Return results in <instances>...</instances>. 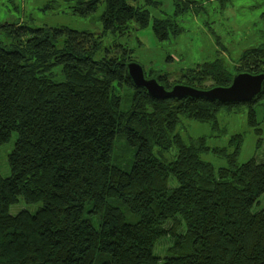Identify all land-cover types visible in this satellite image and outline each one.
Returning a JSON list of instances; mask_svg holds the SVG:
<instances>
[{
  "label": "trees",
  "instance_id": "16d2710c",
  "mask_svg": "<svg viewBox=\"0 0 264 264\" xmlns=\"http://www.w3.org/2000/svg\"><path fill=\"white\" fill-rule=\"evenodd\" d=\"M176 1L183 12L188 0ZM158 2L75 0L73 13L83 18L105 4L99 36L0 25L12 41H0V146L18 135L11 175L0 174V264H264V207L252 212L264 195V162L237 163L242 135L226 155L206 137L178 133L185 121L215 125L221 110L244 107L256 126L264 84L248 104L155 100L128 74L134 52L103 47V37H125L133 23L151 24L160 41L177 34L170 19L150 21ZM239 73L264 74V44L232 68L205 62L173 85L228 87ZM145 76L170 87L168 74ZM116 141H124L118 151ZM210 153L228 165L215 168L203 159ZM20 197L42 205L13 216Z\"/></svg>",
  "mask_w": 264,
  "mask_h": 264
},
{
  "label": "rangeland",
  "instance_id": "374dc122",
  "mask_svg": "<svg viewBox=\"0 0 264 264\" xmlns=\"http://www.w3.org/2000/svg\"><path fill=\"white\" fill-rule=\"evenodd\" d=\"M158 3L156 8L150 9V21L170 19L180 27L177 34H170L167 40L160 41L151 24L145 29H138V25L133 23L134 30L127 36L114 38L106 35L102 44L105 48L114 44L128 46L134 52L136 63L147 74L150 71L168 74L170 87L183 72L197 65L221 59L228 68H232L244 52L264 44V0H188L184 3L187 5L184 11L179 13L180 4L176 0H159ZM74 6L75 0H0V25L16 23L26 24L32 29L69 28L102 35L101 16L105 4H101L97 12L86 18L75 15L72 10ZM0 41L11 47L12 41L1 29ZM101 52L105 53L103 48ZM255 111L258 121L256 126L249 124L248 107H244L232 112L221 110L215 125H190L185 121L178 133L186 139L206 137L211 149L224 150L226 155L235 151L231 143L233 136L242 135L237 163L243 164L251 159L261 163L264 162V99L255 106ZM17 138L18 135L14 133L7 144L0 146V174L4 178L11 175L8 156ZM123 142L116 141L117 151ZM203 159L215 168L228 165L223 155L210 153L204 155ZM115 164L121 167L122 163L119 160ZM129 166L123 164L125 169H129ZM171 187H174V183ZM41 205H27L20 197L18 203L10 207L9 213L13 216L22 211L34 214ZM263 207L264 195L254 205L252 212L257 213ZM94 223L97 226V217ZM155 253H160L159 248H156Z\"/></svg>",
  "mask_w": 264,
  "mask_h": 264
},
{
  "label": "water",
  "instance_id": "95a60500",
  "mask_svg": "<svg viewBox=\"0 0 264 264\" xmlns=\"http://www.w3.org/2000/svg\"><path fill=\"white\" fill-rule=\"evenodd\" d=\"M128 74L137 88L144 89L155 100H206L228 104H248L263 91L264 74L239 73L233 76L228 87L215 86L200 89L184 84H175L167 88L154 78H146L141 65L132 62L127 65Z\"/></svg>",
  "mask_w": 264,
  "mask_h": 264
}]
</instances>
